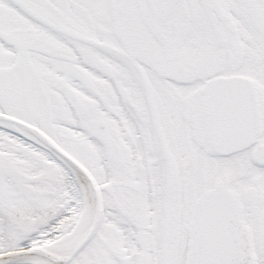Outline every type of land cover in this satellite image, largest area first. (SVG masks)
Returning <instances> with one entry per match:
<instances>
[{"label":"snow or ice","instance_id":"obj_1","mask_svg":"<svg viewBox=\"0 0 264 264\" xmlns=\"http://www.w3.org/2000/svg\"><path fill=\"white\" fill-rule=\"evenodd\" d=\"M0 264H264V0H0Z\"/></svg>","mask_w":264,"mask_h":264}]
</instances>
